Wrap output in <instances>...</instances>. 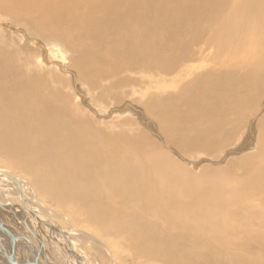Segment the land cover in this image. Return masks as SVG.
<instances>
[{"label":"bare ground","instance_id":"6f19581e","mask_svg":"<svg viewBox=\"0 0 264 264\" xmlns=\"http://www.w3.org/2000/svg\"><path fill=\"white\" fill-rule=\"evenodd\" d=\"M1 159L0 264H264V0H0Z\"/></svg>","mask_w":264,"mask_h":264},{"label":"rangeland","instance_id":"374dc122","mask_svg":"<svg viewBox=\"0 0 264 264\" xmlns=\"http://www.w3.org/2000/svg\"><path fill=\"white\" fill-rule=\"evenodd\" d=\"M11 15H12V17H14V16H16L17 15V13H15V12H12L11 13ZM8 29V28H7ZM69 97V96H68ZM129 116H133V115H125V118L126 117H129ZM138 123L142 126V127H145V125L143 124V122L142 121H138ZM251 150H254V149H251ZM239 154H241V152H238L237 153V155H239ZM232 161H236V159H232ZM7 166H5V163H4V161L1 159L0 160V169H2V170H4V171H2L3 173H5L6 172V174H8V173H11V171H8L7 170V168H6ZM11 174H13V173H11ZM14 176H15V174H14ZM20 178H22V179H24V180H31L29 177L28 178H26L25 179V177H21L20 176ZM1 184H3V182L1 181L0 182ZM4 185V184H3ZM3 188H8V192H9V196H13V197H15V194H14V189L12 188V187H10V186H8V185H4L3 186ZM0 197H2V195L0 196ZM4 199H6V198H0V201H2V202H5L4 201ZM45 199H46V201H45V204L47 205V207H49V208H51V209H53V210H58L56 207V204L55 203H52V199L51 198H48V197H45ZM12 200H14V202H13V204H16V203H19V200L17 199V198H13ZM68 209L70 210V214H67V217H68V220L69 221H72V223H71V225L73 226V227H75V228H80V224H82V223H80L79 225H77V222H75L74 221V218H75V216H77L76 217V219H82V217H83V214H82V211H81V209L78 207V206H76V205H70V206H68ZM59 211V210H58ZM63 214V213H62ZM64 215V214H63ZM55 218H56V221L59 223V225L62 227V228H64V229H68L69 228V225H68V223L65 221V220H63L62 218H60V217H58V216H54ZM89 223V222H88ZM85 225H86V227L88 228L87 229V232H89V233H91L92 235H94V236H96V237H99L100 238V234L96 231V229L93 227V225H91L90 223L89 224H87V223H85ZM83 229V228H82ZM81 230V229H80ZM84 231V230H83ZM103 241L107 244V243H109L110 245H111V249H112V251H113V253H114V258L117 260V262H118V264H150V263H148V262H146V261H143V260H135L132 256H131V254H129L128 253V251L126 250V248H125V246H124V243H123V240H121V239H118V240H115V239H109V241L107 240V237H106V239H103ZM36 242H38V240H36ZM39 243V242H38ZM39 245H40V248H42L41 247V244L39 243ZM81 244L79 243V245H78V249H76V251H77V253L80 255V256H82V258L85 260V257L88 259L87 261H86V263L85 264H102V263H104V264H109L108 263V260H107V258L103 255V254H100V253H98V251L96 250V249H91V246H87V247H83L82 245L80 246ZM77 246V245H76ZM47 248H48V253H50L51 254V250L53 249L51 246H47ZM88 254H89V256H88ZM96 254V255H95ZM98 254V255H97ZM33 255V253L31 252V256H30V259L33 257L32 256ZM52 255V254H51ZM63 255H64V253H63ZM61 253H59V254H57V256L56 255H53L52 256V259L54 260V262L56 261V260H58V263L57 264H68V261L66 260V258H65V256H63ZM85 255H87V256H85ZM40 256H42V249H41V253H39L38 254V259H39V261H41V257ZM55 256V257H54ZM58 256H59V258H58ZM99 258H98V257ZM58 259H57V258ZM64 257V258H63ZM95 257H97V259L95 258ZM90 259H91V261H90ZM93 259V260H92ZM5 261V260H4ZM33 261H35V260H33ZM63 261H64V263H63ZM72 261V260H71ZM53 262V263H54ZM98 262V263H97ZM6 263H9L8 261L6 262ZM56 263V262H55ZM54 263V264H55ZM111 263V262H110ZM10 264V263H9ZM47 264V263H46Z\"/></svg>","mask_w":264,"mask_h":264},{"label":"water","instance_id":"95a60500","mask_svg":"<svg viewBox=\"0 0 264 264\" xmlns=\"http://www.w3.org/2000/svg\"><path fill=\"white\" fill-rule=\"evenodd\" d=\"M4 229L7 231L6 228H4ZM11 238H12L11 240H12L13 242L18 241V238H15V237H13V236H11ZM6 258H7V261H8L10 264H17V262L13 260V253H12L11 255H6ZM27 264H28V263H27ZM29 264H37V262H35V263H29Z\"/></svg>","mask_w":264,"mask_h":264},{"label":"crops","instance_id":"0c3cea01","mask_svg":"<svg viewBox=\"0 0 264 264\" xmlns=\"http://www.w3.org/2000/svg\"><path fill=\"white\" fill-rule=\"evenodd\" d=\"M19 233H21L19 230H18Z\"/></svg>","mask_w":264,"mask_h":264}]
</instances>
